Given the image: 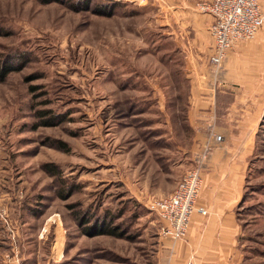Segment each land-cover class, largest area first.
Returning <instances> with one entry per match:
<instances>
[{
	"label": "rangeland",
	"instance_id": "rangeland-1",
	"mask_svg": "<svg viewBox=\"0 0 264 264\" xmlns=\"http://www.w3.org/2000/svg\"><path fill=\"white\" fill-rule=\"evenodd\" d=\"M49 1L0 0V66L18 69L0 82V206L32 221L36 264H157L149 202L190 169L180 36L158 24L152 0H93L90 11ZM102 1L118 4L112 17L94 12ZM256 149L239 206L241 264H264V115ZM83 212L126 236L84 235Z\"/></svg>",
	"mask_w": 264,
	"mask_h": 264
},
{
	"label": "crops",
	"instance_id": "crops-1",
	"mask_svg": "<svg viewBox=\"0 0 264 264\" xmlns=\"http://www.w3.org/2000/svg\"><path fill=\"white\" fill-rule=\"evenodd\" d=\"M212 1L152 0L158 24L178 34L186 52L187 124L192 138L187 149L189 164L185 165L201 167L204 188L200 205L208 211L207 217L200 214L192 217L184 240L160 237L157 264L242 262L238 207L264 115V30L257 39L237 44L221 68L214 69L210 65L214 48L210 29L214 17L199 8V4ZM5 210V218H0L7 226L0 229V264L38 263L37 255L31 262L28 249L33 243L25 239L34 235L32 221H22L17 214L20 217H12L10 221L13 207L6 206ZM41 235H37L38 240Z\"/></svg>",
	"mask_w": 264,
	"mask_h": 264
},
{
	"label": "built area",
	"instance_id": "built-area-1",
	"mask_svg": "<svg viewBox=\"0 0 264 264\" xmlns=\"http://www.w3.org/2000/svg\"><path fill=\"white\" fill-rule=\"evenodd\" d=\"M148 1L135 2L143 5ZM199 8L214 17L210 29L214 41L210 65L216 70L221 68L237 44L256 39L264 28V10L260 0H213L199 4ZM203 188L201 167L195 166L184 172L172 194L149 202V209L157 214L159 220L160 237L184 240L192 217L195 214L208 216V211L200 205ZM6 214L0 206V218H5Z\"/></svg>",
	"mask_w": 264,
	"mask_h": 264
},
{
	"label": "trees",
	"instance_id": "trees-1",
	"mask_svg": "<svg viewBox=\"0 0 264 264\" xmlns=\"http://www.w3.org/2000/svg\"><path fill=\"white\" fill-rule=\"evenodd\" d=\"M42 2H44L45 4L50 3L51 1L49 0H41ZM92 1L93 0H76L74 4L71 5L72 8H74L77 11H90L92 9ZM53 2H59V0H54ZM95 13L100 15V16H106V17H112L114 15L115 12V8L119 7L117 3H107L105 1L100 2L97 6H95ZM18 69H16V67H14L12 64H5L3 63L0 66V82H4L7 77L12 74L13 72H16ZM54 119V118H52ZM47 123H50V120L47 121ZM191 130V128H189ZM66 145L64 143H61L58 148L59 150L63 151V152H67V148L65 147ZM46 169L48 170V172L52 175V176H58L59 172L56 166L54 165H47ZM244 197V196H243ZM243 200V198H242ZM242 202V201H241ZM241 204V203H240ZM240 206V205H239ZM7 208L9 209V206H7ZM13 210L17 211L20 210V212L22 211L20 208H18L17 206H13ZM34 211V209H33ZM240 208L238 207V217L241 221L240 218ZM32 217L34 218H38L39 215H37V212H31ZM82 217L81 220L83 219V223L81 224L82 226V230H83V234L88 236V237H98V236H109V237H113V238H119V239H123L126 235L121 231V229L118 226H115L112 220H108L107 216L102 217V218H95V219H91L89 217V215H87L86 213H81ZM88 216V218L84 219V216ZM20 217V216H18ZM22 218V216H21ZM9 219L10 221L12 220V211H10L9 213ZM92 220H94L92 222ZM13 221V220H12ZM3 226H6V222L2 219H0V229L1 227L3 228ZM241 240V239H240Z\"/></svg>",
	"mask_w": 264,
	"mask_h": 264
}]
</instances>
